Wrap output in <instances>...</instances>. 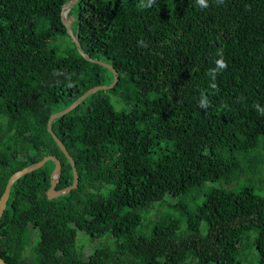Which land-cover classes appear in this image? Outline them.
Returning a JSON list of instances; mask_svg holds the SVG:
<instances>
[{
  "label": "trees",
  "instance_id": "obj_1",
  "mask_svg": "<svg viewBox=\"0 0 264 264\" xmlns=\"http://www.w3.org/2000/svg\"><path fill=\"white\" fill-rule=\"evenodd\" d=\"M66 1L0 0V195L12 173L45 155L60 161L56 188L71 184L48 117L112 81L70 39ZM207 3L70 8L85 54L118 78L51 122L77 187L47 198L51 160L11 185L0 217L6 264H264V0ZM206 182L228 188L202 191ZM156 201L181 218L162 211L141 226Z\"/></svg>",
  "mask_w": 264,
  "mask_h": 264
},
{
  "label": "water",
  "instance_id": "obj_2",
  "mask_svg": "<svg viewBox=\"0 0 264 264\" xmlns=\"http://www.w3.org/2000/svg\"><path fill=\"white\" fill-rule=\"evenodd\" d=\"M77 1L78 0H67L61 6L60 20L63 23V25L65 26V29H66L70 39L74 42L75 47H76L77 51L79 52V54L82 57H84L85 59H87L88 61L99 64L102 67L107 68L109 71H111V73L113 75L112 81L108 85H97V86H94V87L87 89L84 93L79 95L72 103H70L67 107L63 108L62 110H59V111H56V112L50 114V116L48 117L47 124H46L47 130L51 134L55 143L60 148V150L63 152V154L65 155V157L67 158V160L69 161V163L71 165V168H72V182H71V184L64 187V188H60V189L56 188V184H57V181H58V178L60 175V166H61L60 161L54 155H45L40 160L15 171L14 173H12L8 177L7 182L5 184V187H4V190L0 195V217H1V215L5 209V206H6V203L8 200V196H9L10 187L13 184V182L15 180H17L19 177H21L22 175L41 167L48 160H51L54 162V167L50 173V185L46 191V196L48 199H52V198L57 197L61 194L68 193L69 191H71L72 189H75L77 187L78 173L76 170L75 163H74L72 157L69 155L66 148L64 147V145L62 144V142L60 141V139L53 133V131L51 129V122L53 119L60 117V116L64 115L65 113L69 112L70 110H72L73 108H75L80 102H82L92 92H95V91L101 90V89L111 88L117 81L118 75H117L116 70L112 67V65L109 63H106L105 61L98 60V59H92V58L88 57L85 54L84 50L82 49L80 42L78 41V39L73 34L71 27L67 23V21H66L67 12L70 10L71 7H73L76 4ZM0 264H6L2 260L1 257H0Z\"/></svg>",
  "mask_w": 264,
  "mask_h": 264
},
{
  "label": "rangeland",
  "instance_id": "obj_3",
  "mask_svg": "<svg viewBox=\"0 0 264 264\" xmlns=\"http://www.w3.org/2000/svg\"><path fill=\"white\" fill-rule=\"evenodd\" d=\"M75 18H76V10L74 8L73 11L71 12V14L68 17L66 16V21H67V23L69 24V26L72 29H74V27H75ZM68 42H69V40L67 38L65 40H62L61 38L58 40V43L60 45H62V47H65L66 45H68ZM116 106H118V105H116ZM210 185L215 186V187L228 188L226 186H223L220 182H212V183L206 182L205 183V187L202 188V191L205 190V188L207 186H210ZM195 193H196V190H193L192 191V194H195ZM190 197H191V195H188L186 200H189ZM165 198L168 200L169 203H173L174 201H176V198L172 197L171 195H166ZM202 199H203V195H200L196 199H193V201L191 200L190 204H193L194 202L199 203V202H201ZM162 211L164 213L169 214V215H173V216H176L178 218H181V215L178 214V213H176L171 208L170 204H165V203H161V201H156L155 206L152 209H150L148 212H146V218L142 222L141 226L144 224V222H146L148 220H153V219L158 218L159 214ZM100 228H102V227H100ZM140 228L143 229V227H140ZM91 229H93L94 231H96V226L95 225H92L91 226ZM31 233H32V235L34 234L33 231ZM77 234H78V237H82L83 236V232H81V231L78 232ZM100 239H96V241L89 243L87 245L88 248L89 249L93 248L96 244H98V242H99ZM253 255H254V250L248 251V253H247V257L248 258L252 257ZM84 259H86V256L84 257Z\"/></svg>",
  "mask_w": 264,
  "mask_h": 264
},
{
  "label": "clouds",
  "instance_id": "obj_4",
  "mask_svg": "<svg viewBox=\"0 0 264 264\" xmlns=\"http://www.w3.org/2000/svg\"><path fill=\"white\" fill-rule=\"evenodd\" d=\"M220 2H222V0H220ZM151 3V0H149V4ZM196 4L201 7V8H207L208 7V3L207 0H196ZM147 6V5H145ZM217 55L221 56L220 59L215 61V64L217 66V69L223 70L224 68L227 67L225 61L222 58V53L221 52H217ZM216 69H213V71H215ZM203 103H201V107H203ZM261 113L264 114V109H260Z\"/></svg>",
  "mask_w": 264,
  "mask_h": 264
}]
</instances>
